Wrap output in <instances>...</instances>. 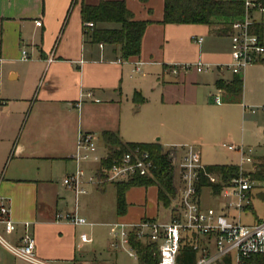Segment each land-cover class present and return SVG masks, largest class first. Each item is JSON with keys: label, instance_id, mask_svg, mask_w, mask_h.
<instances>
[{"label": "crops", "instance_id": "0c3cea01", "mask_svg": "<svg viewBox=\"0 0 264 264\" xmlns=\"http://www.w3.org/2000/svg\"><path fill=\"white\" fill-rule=\"evenodd\" d=\"M100 1L0 0V64L22 61L28 67L25 72L9 70L11 80L24 78L23 85L6 94L11 98H0V198L9 204L10 216L16 222L12 233L0 223V233L10 244L19 245L25 231H31L36 256L50 264H90L84 249L95 242L98 225L166 221L156 185L128 188L121 212L117 185L113 203L103 196L109 183L100 185L102 194L92 198L97 209L80 204L79 198L89 195L88 188L78 196L70 188L75 204L70 203L69 192H63L61 185L46 176H67L76 170L81 133L95 136L96 149L81 162L93 175L109 155L104 131L117 134L124 143H158L166 150L177 149L181 155L187 145L178 146L185 135L200 123L209 125L216 111L229 116L235 107L236 114L245 119L250 109L259 107L245 103L244 91L241 102L225 105L223 91L222 102L214 100L217 81H231L224 75L225 68L221 69L232 60L230 35H217L205 24L161 23L164 0H125L136 20L151 21L144 31L140 54L125 59L118 46L95 42L85 33L82 5ZM37 20L42 25H37ZM111 23L97 27H120L118 23L108 26ZM30 49L37 57L34 64L30 63ZM24 50L27 59L23 58ZM196 62L208 63L211 69L171 71L174 65ZM255 67L264 69V59L248 68ZM2 73L0 67L1 77ZM1 82L3 86V79ZM19 101H25L27 109ZM103 151L108 155L99 158ZM164 208L170 210V218L171 206ZM75 211L94 225H74L63 217ZM92 215L104 221L88 219ZM87 230L93 241L82 243L79 236ZM108 235L113 240L110 229ZM0 264L33 263L0 242Z\"/></svg>", "mask_w": 264, "mask_h": 264}, {"label": "built area", "instance_id": "2783aa9c", "mask_svg": "<svg viewBox=\"0 0 264 264\" xmlns=\"http://www.w3.org/2000/svg\"><path fill=\"white\" fill-rule=\"evenodd\" d=\"M245 16L232 24L230 63L221 65L230 69L233 74L242 75L246 69L264 59V38L260 30L264 27V1L244 0ZM257 14L260 17H257ZM42 25L41 20L36 21ZM95 24L92 21L84 23V29L89 30ZM199 40H202L200 38ZM23 58H28L26 50ZM51 60V58H49ZM194 68L198 72L211 69V65L204 62L185 63L174 65L173 73L188 71ZM139 71L140 68L137 67ZM88 95H92L91 92ZM217 103L222 102V90L213 95ZM247 109V108H246ZM252 108V112H255ZM230 151L239 153L240 175L224 183L219 176L210 172L203 164L201 155L196 149V143L185 146L184 153L180 155L174 148L171 156L175 170L180 169L181 184L176 186V196L171 203V217L168 221L160 222L154 219H143L135 223L115 222L110 224L115 229L112 233L111 246L124 250L129 257L138 262L137 249L132 241L142 244H156L158 246V264H178L183 243H188L196 251L195 264H264V219L262 221L246 224L241 215L252 207L251 190L256 181L246 173V164L254 163L252 149H246L243 144H222ZM96 149L93 133H81L78 139V148L75 154L76 170L64 178L63 183L72 188L76 195L88 192L86 185L97 183H119L132 180L136 177H149L153 175L156 164L149 150L135 146L115 158L107 167H100L96 175H89L81 166L83 160L90 157ZM180 155V156H179ZM95 159H98L95 156ZM202 178L210 183L221 184L219 195L225 200L221 208L202 206L198 185ZM213 192V191H212ZM61 216V215H60ZM63 217L74 225H89L85 218L75 212H67ZM0 223L6 232L16 230V222L10 216V206L4 198H0ZM27 225V224H26ZM82 243L93 241L91 232L80 234ZM0 242L5 244L16 256L33 264H50L36 256V239L34 234L26 230L19 245L10 244L0 233Z\"/></svg>", "mask_w": 264, "mask_h": 264}, {"label": "trees", "instance_id": "16d2710c", "mask_svg": "<svg viewBox=\"0 0 264 264\" xmlns=\"http://www.w3.org/2000/svg\"><path fill=\"white\" fill-rule=\"evenodd\" d=\"M244 16V0H164V15L160 22L164 24H205L217 35L226 36L230 35L232 24L243 19ZM82 17L84 23L92 21L95 24L93 28L85 29L88 38L98 43H109L118 46L122 57L125 59L140 54L144 31L151 23L150 20H136L133 12L127 7L125 0H101L96 5L83 4ZM106 22L118 23L120 27H97V24ZM217 86L225 93L224 100L226 102H241L244 87L240 75H236L230 82L218 80ZM135 99L139 100V97L136 96ZM102 135L108 146L109 155L104 159L101 167H107L115 158L135 146L149 150L156 164L152 176H138L132 180L116 184L118 210L121 212L125 209V193L128 188L149 185L158 187L159 201L164 206L170 207L173 198L176 196L172 150H166L158 143H124L117 134L109 131H104ZM207 168L210 172L219 176L224 183L240 175V168L237 164H214L208 165ZM246 173L250 174L255 181L264 182V156L254 162L253 169ZM106 184L105 182L101 185ZM204 187H211L214 194L221 191V184L210 183L207 179L202 178L198 185L199 194H201ZM132 244L137 249V264H158L159 255L156 244H142L135 240L132 241ZM196 255L197 253L191 245L183 243L177 257L178 264H195Z\"/></svg>", "mask_w": 264, "mask_h": 264}, {"label": "rangeland", "instance_id": "374dc122", "mask_svg": "<svg viewBox=\"0 0 264 264\" xmlns=\"http://www.w3.org/2000/svg\"><path fill=\"white\" fill-rule=\"evenodd\" d=\"M257 17H260L257 14ZM110 27L118 26L116 23H111L108 25ZM264 38V27L260 30ZM32 53L31 49L29 51ZM32 53L31 64H34L36 56ZM27 62L23 63L18 61L15 64H8L4 62L0 64L2 68V77L0 74V98L9 99L11 97L6 96L10 93L11 89H16L22 87L23 77L19 80H11L9 78V70L12 68H18L19 70L25 72L27 67ZM29 64V63H28ZM33 68V67H32ZM261 67L248 68L240 77L243 79L244 94L247 92V99L245 103L250 105L259 106L255 108V113L247 112L244 116H239L236 114L235 107L231 109V115H224L223 113L216 111L212 115V120L209 125H204V123L198 124L197 127H193L191 131L185 135L182 139L183 144L179 145L178 148H183L182 145H188L193 142H199L202 147H196L198 151H201L202 161L208 165L220 164V163H231L236 164L239 161V153L235 151L228 150L222 144L230 145H240L243 144L246 149H252L253 156L255 157L254 162L264 156V69ZM224 75L231 77V80L236 76L233 72L225 68ZM239 76V75H238ZM244 77V78H243ZM3 79V86H2ZM17 87V88H16ZM3 92V93H2ZM29 91L26 89L25 93ZM218 89L214 91L217 93ZM2 93V94H1ZM12 97H15L14 95ZM26 105L25 101H19V105ZM224 104H230L224 101ZM24 105V107H26ZM7 109V106L4 105ZM1 109V108H0ZM27 109V107H26ZM252 110V109H250ZM189 124L186 122V125ZM182 146V147H181ZM108 155L107 151H103L99 158H105ZM180 156V155H179ZM1 163V162H0ZM254 163L246 164L245 168L248 171L253 169ZM96 175V173H93ZM52 178L53 181L62 187V191H68L69 195L67 197L70 199L71 204H75V195L72 190L67 187L63 181L66 177L65 174H56L55 176H46ZM253 179V177L251 176ZM255 180V179H253ZM175 182L178 186L181 184L180 181V169L179 167L175 170ZM89 190V195H83L79 198L81 205L89 206L91 209H97V203L92 199L96 194H102L97 183L87 184ZM116 195V183H109L105 195H103L107 201L111 200L114 202ZM251 200L252 207L241 215L242 221L246 224H252L264 219V182L256 181L254 188L251 190ZM200 201L203 207H224L225 200L219 195L215 196L212 192L211 187H204L201 191ZM160 210L162 211L163 219L168 221L170 218V210L164 208L163 204L160 205ZM88 219L93 221H104L98 215L87 216ZM111 234L114 231V227H106L98 225L94 230L95 242L87 244L84 249L87 253L88 262L90 264H136V260L129 257L128 254L121 249H115L110 244L113 240L108 235V231ZM85 232H88L85 231ZM112 237V236H111Z\"/></svg>", "mask_w": 264, "mask_h": 264}]
</instances>
